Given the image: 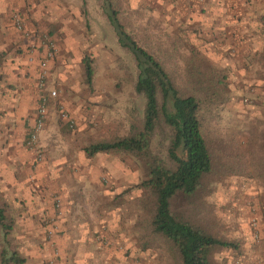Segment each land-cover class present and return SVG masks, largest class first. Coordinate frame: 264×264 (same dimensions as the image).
Returning <instances> with one entry per match:
<instances>
[{"label": "rangeland", "instance_id": "1", "mask_svg": "<svg viewBox=\"0 0 264 264\" xmlns=\"http://www.w3.org/2000/svg\"><path fill=\"white\" fill-rule=\"evenodd\" d=\"M110 1L124 30L163 64L181 93L193 85L191 52L177 39L194 46L202 65L225 72L227 92L219 102L204 103L201 113L212 171L199 191L175 196L171 207L233 244L215 248L212 264H264V0ZM1 15L0 81L6 83L0 119L12 116L14 124L7 130L13 143L10 151L1 147L0 166L11 167L9 153L19 158L28 151L33 173L30 186L2 183L1 190L14 215H29L22 223L26 233L20 234L17 222L11 239L26 257L23 264H179L141 223L138 163L122 154L85 159L81 150L125 135L142 113L143 98L133 90V58L117 44L101 0H14ZM46 52V89L55 94L38 134L37 159L23 145L37 101V67L27 70V55L38 64ZM82 57L92 66L90 87L83 81ZM18 137L21 143L14 144ZM155 151L163 152L162 145Z\"/></svg>", "mask_w": 264, "mask_h": 264}, {"label": "trees", "instance_id": "2", "mask_svg": "<svg viewBox=\"0 0 264 264\" xmlns=\"http://www.w3.org/2000/svg\"><path fill=\"white\" fill-rule=\"evenodd\" d=\"M101 10L117 44L133 58L136 68L133 90L142 96L143 105L141 115L131 123L125 135L87 143L81 148L84 158L95 154H122L133 158L143 175L136 184L142 190L136 201L144 211L141 223L146 232L161 239L179 264H212L209 256L215 248H228L233 244L202 230L190 218L174 213L171 202L175 196L182 199L193 196L212 171V156L201 128V113L204 103L219 102V96L227 92L226 74L216 66L202 65L194 46L184 38L177 39L191 52L187 63L193 85L181 93L163 64L124 30L112 2L101 0ZM171 44L174 45L173 41ZM80 62L84 84L90 87L93 75L90 59L82 57ZM5 83L0 81L1 103ZM29 131L24 134L23 145ZM157 144L162 145L163 152L155 151ZM2 185L0 183V264H23L26 257L11 245L17 222L10 202L1 191Z\"/></svg>", "mask_w": 264, "mask_h": 264}, {"label": "crops", "instance_id": "3", "mask_svg": "<svg viewBox=\"0 0 264 264\" xmlns=\"http://www.w3.org/2000/svg\"><path fill=\"white\" fill-rule=\"evenodd\" d=\"M13 1L14 0H0V16H2L1 14H4V13H8L10 8L13 6ZM3 47V45L0 44V50L1 48ZM27 59L28 61L31 63V65L27 68L28 71H31L33 72V64H35V60H34V56L32 53L28 54L27 55ZM10 61V60H9ZM8 61V62H9ZM12 64V67L16 68V63L13 62V63H10ZM28 64V63H27ZM7 67H5L6 69ZM18 70V68H17ZM20 71V69H19ZM34 73V72H33ZM5 120V122H4ZM13 125V118L12 116H9V117H4V118H1L0 120V134H3L4 138L3 139H0V158H2V155H1V147H4L7 151L9 149H11V145L13 142L12 141V135L11 134H8V131L9 129H11L10 125ZM16 125V124H15ZM21 138H17L16 141H14V144H18V143H21ZM7 144V145H6ZM28 156L30 157L29 155V152L28 151H24V155L22 157H19L16 156V157H13V153H9V158H13V161L11 162V167H7V166H3L5 167L6 169L2 168V166H0V183H3L4 187H9V188H25V186L28 184V186L31 185V179L30 175H32L33 173H31V171H29L30 167H28V161H26V159L28 158ZM34 162V160L32 161ZM3 173H6V175L4 176ZM29 200V198H28ZM26 203L28 202L27 200L25 201ZM28 204V203H27ZM37 208V207H35ZM37 213H42V210H40L39 212ZM45 213H48V212H45ZM16 222H18L20 225L23 226V233H20V234H24L26 233V229H25V224H22V223H27L28 220H29V215H28V212H18L16 213Z\"/></svg>", "mask_w": 264, "mask_h": 264}, {"label": "built area", "instance_id": "4", "mask_svg": "<svg viewBox=\"0 0 264 264\" xmlns=\"http://www.w3.org/2000/svg\"><path fill=\"white\" fill-rule=\"evenodd\" d=\"M12 17H13V24L17 28H20L21 23L18 16L16 14H13ZM46 56L50 57V54L46 52L44 58L40 60L39 63L37 64V72L35 78V89L37 91L35 115H34L33 125L24 143V146L27 149L35 151V156L37 157V159L38 157L41 156L37 145L38 134L42 130L44 125L49 98L55 94L53 89L50 88L46 89V77H47V66H46L47 61L45 58ZM61 116L65 117L64 114H61ZM66 121H68L70 126L71 121L68 119Z\"/></svg>", "mask_w": 264, "mask_h": 264}]
</instances>
